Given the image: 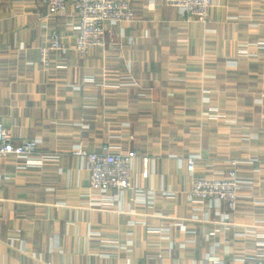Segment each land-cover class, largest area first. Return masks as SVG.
Here are the masks:
<instances>
[{
  "label": "crops",
  "instance_id": "obj_1",
  "mask_svg": "<svg viewBox=\"0 0 264 264\" xmlns=\"http://www.w3.org/2000/svg\"><path fill=\"white\" fill-rule=\"evenodd\" d=\"M120 1L134 22L108 25L81 57L70 8L0 0V121L14 143L38 139L57 156L35 167L0 158V264H264L256 240L236 235L260 228L264 210L247 199L235 214L200 211L185 193L188 156L197 177L223 171L250 135L264 165V0H212L206 23L165 0ZM51 31L65 51L44 68L38 47ZM105 143L138 157L131 188L101 198L71 151ZM242 176L264 197L263 171ZM226 214L229 229L209 235ZM176 220L185 230L151 231Z\"/></svg>",
  "mask_w": 264,
  "mask_h": 264
},
{
  "label": "built area",
  "instance_id": "obj_2",
  "mask_svg": "<svg viewBox=\"0 0 264 264\" xmlns=\"http://www.w3.org/2000/svg\"><path fill=\"white\" fill-rule=\"evenodd\" d=\"M48 10L49 15H64L70 8L77 16L74 26L75 46L79 56H86L93 48L103 46L106 35V27L118 25H130L135 20L134 9L131 4L120 0H40ZM166 5L176 8L182 15L195 17L198 21L206 23L209 18V10L212 0H165ZM45 42L38 47L39 61L48 68L52 54L65 51L62 44V36L56 31L44 33ZM257 48H264V41L255 44ZM87 80H92L87 78ZM86 120V118H84ZM85 124V123H83ZM252 137L247 136L243 142V155L227 161L225 170L197 177L194 175L196 159L192 155L185 159V167L191 176L190 188L185 192L188 200L194 208L202 211L213 206H223L229 213L235 214L244 200L250 199L253 212L264 210V197L253 198L250 192L255 186L253 178L243 177L242 173L258 174L264 172V165L255 151L248 148ZM38 139H27L21 143H14L10 132L0 121V158L10 157L22 162L23 167L41 166L45 161L56 159L54 153L38 152ZM71 154L86 170L88 175L87 193L98 194L105 198L112 190L122 192L131 188L132 166L138 154L134 150L122 151L105 143L99 152H90L82 146H76ZM147 164V160H144ZM144 175H147L145 170ZM260 189H264V182H257ZM264 195V194H263ZM100 202H97L99 204ZM221 225L210 232L223 233L229 229L228 214L221 215ZM182 221H174L172 224L160 226L152 232H170L173 227L185 230ZM92 236L98 235L91 233ZM241 238L251 237L256 240L257 248L255 257L264 259V219L260 228L243 229L236 232ZM217 246H214L216 248ZM212 248V249H214ZM239 260V259H238ZM213 264H218L216 260ZM44 264H51L45 262Z\"/></svg>",
  "mask_w": 264,
  "mask_h": 264
},
{
  "label": "rangeland",
  "instance_id": "obj_3",
  "mask_svg": "<svg viewBox=\"0 0 264 264\" xmlns=\"http://www.w3.org/2000/svg\"><path fill=\"white\" fill-rule=\"evenodd\" d=\"M87 55H88V54H87ZM87 55H86V56H87ZM81 57H85V56H81Z\"/></svg>",
  "mask_w": 264,
  "mask_h": 264
}]
</instances>
